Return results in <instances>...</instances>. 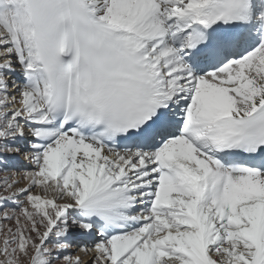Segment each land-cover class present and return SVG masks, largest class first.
I'll return each mask as SVG.
<instances>
[{"label": "bare ground", "instance_id": "obj_1", "mask_svg": "<svg viewBox=\"0 0 264 264\" xmlns=\"http://www.w3.org/2000/svg\"><path fill=\"white\" fill-rule=\"evenodd\" d=\"M86 1L101 20L114 21L142 35L169 92L183 93L185 78L179 72L185 67L181 58L170 45L157 49L161 42H152L167 35L165 22L173 20L171 25H178L183 16L194 21L209 0H164V4L159 0ZM12 4L15 9L10 8ZM162 11L164 17L160 16ZM31 20L25 0H0V74L9 73L0 85V117L4 120L0 119V134L14 137L6 138L0 148L4 152L10 149L16 157L19 140L20 147H28L24 158L29 156L28 162L13 158L5 162V169H25L18 182L14 175L8 180L1 164L0 189L4 198L14 200L26 187L35 188L36 195L46 189L38 194L40 200L24 204L34 218L48 221L40 241L44 242L50 230L54 237L46 240V246L55 241L63 244L59 248L64 252L71 236L94 235L97 229L94 246L82 251L77 264H89L91 254L101 264H264V174L255 178L231 176L181 139H174L168 145L175 160L191 167L196 177H208L212 185L225 180V188L217 196L198 204L188 191L181 192L173 184L154 185L149 148L142 153H110L89 141L42 128L49 123L43 114V99L49 97L47 84L41 82L40 88L32 91L22 81L39 69V53H50V49L37 29L29 26ZM254 24L264 36V18H255ZM15 70H19V77L13 79L10 74ZM225 75L233 79L232 84L205 76L197 85L200 121L248 115L261 102L264 45L249 65L239 63ZM8 106L11 109L5 111ZM16 125L18 132L24 129L23 137L11 129ZM158 150L163 153L167 147ZM30 167L32 172H28ZM153 196L155 204L166 208L161 216L147 212ZM71 207L76 211L71 212ZM128 220L139 227L124 222ZM116 229L126 231L108 240Z\"/></svg>", "mask_w": 264, "mask_h": 264}, {"label": "rangeland", "instance_id": "obj_2", "mask_svg": "<svg viewBox=\"0 0 264 264\" xmlns=\"http://www.w3.org/2000/svg\"><path fill=\"white\" fill-rule=\"evenodd\" d=\"M7 74H9L7 73V71L1 72V86L4 84V81L8 79ZM9 93L10 92H7V94ZM7 103L9 104V102ZM8 109L10 110L11 107L8 106L5 111H8ZM0 119L3 120L1 117ZM17 128L18 125H16L15 127L11 126V129L13 131H16L18 134L20 133V137H23L22 134L24 133V129L22 128V130L18 132ZM6 138H8L9 140L14 139V137L11 135ZM6 138H4L2 134H0V143H4ZM19 143V140H17L15 144L17 145L15 146V148L18 155L16 157L12 153L10 154V149H7L5 151L7 154H5V152L3 151L4 148H0V167L2 164L5 173L7 172L9 174L8 180L12 179V175L16 176L13 179L16 182H18V180H21L25 169L21 170L19 169V167L15 169H5V162L9 158L18 159L20 163L29 161V156H25L24 158L25 151L28 149V147H20ZM32 171L33 169L32 167H30L28 169V172ZM40 187L42 188V186ZM34 189L35 188L32 187H26L15 197L16 200L12 198H4L3 193L0 189V264H77L82 251H86L89 247L94 246L95 240L97 239L96 235H85L83 237L79 235H76V237L71 236V241H66V246L65 248H63V251L65 250L64 252H60L61 250L59 248V245L63 244L56 245L55 241H53L51 245L49 244L48 246H46V240L50 237H54L52 235V231L49 230V232L47 231L48 237L46 236L44 242L40 241L42 237L44 238L43 230L44 225L46 227L48 223L47 219L45 218L43 219V221H41V219L39 220L37 217L34 218L33 214H31L29 210L24 206L25 201L36 202L37 199L40 200L38 194L42 193V191H44L43 193H45L46 190L42 188V191L39 190L38 194L36 195L35 191H33ZM60 200L61 199H59V201ZM69 210L71 212H75L76 208L71 207L69 208ZM40 247L43 249L40 252H37ZM81 248H83V250H81ZM77 254H79L78 257L73 260ZM95 259L96 258H94V255L91 254L87 261H89V264H101V261H97V259ZM104 263L108 264L107 262Z\"/></svg>", "mask_w": 264, "mask_h": 264}]
</instances>
